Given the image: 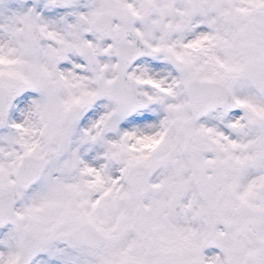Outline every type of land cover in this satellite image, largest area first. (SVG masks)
Instances as JSON below:
<instances>
[{
	"label": "snow or ice",
	"instance_id": "1",
	"mask_svg": "<svg viewBox=\"0 0 264 264\" xmlns=\"http://www.w3.org/2000/svg\"><path fill=\"white\" fill-rule=\"evenodd\" d=\"M0 264H264V0H0Z\"/></svg>",
	"mask_w": 264,
	"mask_h": 264
}]
</instances>
